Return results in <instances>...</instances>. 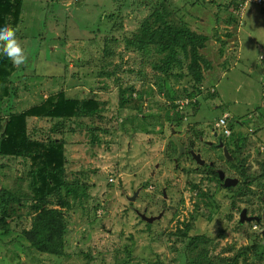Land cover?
<instances>
[{
  "label": "rangeland",
  "instance_id": "obj_1",
  "mask_svg": "<svg viewBox=\"0 0 264 264\" xmlns=\"http://www.w3.org/2000/svg\"><path fill=\"white\" fill-rule=\"evenodd\" d=\"M232 1L22 0L20 14L7 22L17 29L28 60L19 67L11 60L8 64L16 77L3 100L2 115L26 112L60 92L71 100L96 99L104 112L101 117L69 121L54 132L51 119L28 118L34 137L58 143L64 138L63 180L85 183L88 197L80 204L70 195V207L65 208L56 191L49 207L63 213L65 255L39 252L23 235L38 215L33 205L39 194L29 186L31 161H0V191L28 195L14 205L10 216L5 218L0 210L5 220L0 227V264H188L204 247L213 260L232 257L254 244L261 250L264 220L260 225L240 224L239 215L244 207L253 217L264 209V8L249 5L241 12ZM159 6L209 38L202 51L209 63L196 109L179 110L178 105L186 90L193 89L190 77L168 79L153 68L152 57L127 47L126 40L140 33L143 21ZM106 44L112 52L108 69L116 72L111 77L102 74L99 65ZM182 72L186 74V68ZM213 90L217 94L211 96ZM122 93L128 100L125 107L120 104ZM224 115L233 128L231 158L199 143L205 164L213 161L218 173L234 175L237 163L230 159L242 158L251 180L237 197L216 186L217 175L211 169L198 170L202 166L187 156L178 159L173 144L175 138L188 144L197 134L207 139L213 130L222 134L216 124ZM62 130L63 135L57 134ZM61 190L66 194L64 187ZM161 211L165 216L153 223L137 215L158 216ZM199 236L205 240L189 256L191 242ZM229 248L233 250L224 251ZM242 264H258L257 257L251 254Z\"/></svg>",
  "mask_w": 264,
  "mask_h": 264
},
{
  "label": "trees",
  "instance_id": "obj_2",
  "mask_svg": "<svg viewBox=\"0 0 264 264\" xmlns=\"http://www.w3.org/2000/svg\"><path fill=\"white\" fill-rule=\"evenodd\" d=\"M243 1L240 0L237 3L236 0H233V8L238 11L243 5ZM21 7L22 0H0V28L9 25L11 20L7 22L8 18L12 19L15 13L20 14ZM166 11L165 6L156 7L154 12L143 21L140 33L137 35L132 34L126 40L127 47L129 49L132 48V51L141 54L143 57H152L153 68L168 79L190 77L193 89L186 90L184 99H189L191 103L194 101L192 107L196 109L199 106L196 97L202 93V84L205 81L204 68L208 65H205L208 60L202 51L206 48L209 38L193 31L182 19H172L171 14L173 15L174 12L170 14L166 13ZM113 27L114 29L117 28L114 24ZM121 27L122 22H120ZM113 40L117 39L114 37ZM82 53H87V50ZM103 53L105 55L104 59L99 64L101 65V71L106 77H111L116 72L109 70L107 66L110 63L107 62V56L112 54L108 44H106ZM89 57H91V54ZM0 60V161L13 158H22L24 161L30 160L31 169L28 174L32 179L29 186L32 192L39 194V199L33 205V210L38 215L34 219L32 228L23 232V235L26 236L31 246L37 251L53 256H63L65 255L66 246V224L63 220L62 211L49 207L52 205L50 199H54L56 191L60 190L59 204L61 207H70V195H72V199L75 202L83 204L88 197L86 194L87 186L85 183L70 185L63 180V171L67 163L64 138H60L58 143V140L54 138L42 141L38 137H34V132L29 131L28 128V118L51 119V121L55 122L52 128L54 132L68 126L69 121L71 123L80 118L101 117L104 108L101 106V102L96 101V99L89 101L71 100L67 99L65 93L60 92L55 97L45 101V104L43 103L31 110L3 116L2 103L4 98L12 91L11 86L16 76L13 66L8 65L10 59L6 56H1ZM83 62L89 63L86 60ZM142 67H145L144 61H142ZM118 68L119 66L116 71ZM184 68H186V74L182 72ZM92 69L95 72L94 75H96L95 69ZM162 75L159 79L163 80ZM102 87H106V85ZM152 90L151 88L150 91ZM216 94L214 90L210 93L211 96ZM127 102L128 100H125L124 93H122L120 104L125 107ZM230 119L228 116L229 123ZM65 131L62 130V132H57V134L63 135ZM48 135L51 136V134ZM1 167L2 165H0ZM20 178L23 177L20 176ZM39 181H41L42 185L37 183ZM56 181H61V185L55 186ZM44 185H47V188H44ZM61 187L66 189V194L61 192ZM0 195V210L5 218L11 215V211H14V205L21 204L22 200L28 197L26 193L18 194L17 192L9 191H0ZM3 221L5 223V220L1 218L0 227ZM239 222L242 224L241 221ZM186 226L188 230L190 227L188 224ZM204 240L203 236H199L191 242V253H189V256L194 255V248L196 249L198 244L204 242ZM206 243L209 244V240L206 239ZM263 243L264 241L259 247L261 250L257 249V245L254 244L251 248L244 247L240 249L232 257H223L217 260H213L209 250L204 247L203 251L188 264H242L248 263L251 254L257 257L258 264H264ZM232 250L233 248H229V250L224 251L230 252ZM86 256L91 258L88 254Z\"/></svg>",
  "mask_w": 264,
  "mask_h": 264
},
{
  "label": "flooded vegetation",
  "instance_id": "obj_3",
  "mask_svg": "<svg viewBox=\"0 0 264 264\" xmlns=\"http://www.w3.org/2000/svg\"><path fill=\"white\" fill-rule=\"evenodd\" d=\"M229 125H231V122L229 123ZM232 130H233V128H232ZM218 131V132H217ZM217 131H215V130H213V134H212V136H210L209 138H205L204 137V134H197V135H194L195 137H193L192 136V134L191 133H188V137L189 136H192L193 138H189L188 139V144L187 143H185V141H183L184 142V146H185V152H184V154L182 155V157L181 158H183V157H189L190 159H191V161H193L195 164H197V162L193 159V155L191 154V151H194L196 154H200L201 155V159L202 160H204L203 159V156H202V151H201V145H200V143H202L203 145H206V146H208V147H210V148H215L217 151H220L221 153H222V157L225 159V158H227L224 154H223V152H224V148H220L219 146V144L220 143H223L224 144V146L225 147H227V149H228V151L230 152L231 151V148H233V146L232 147H228V142L230 143L231 142V140H229V139H231L232 138V136L230 137V138H224V137H222L221 136V134H220V130H217ZM174 132H175V130H174ZM176 135H179V132L176 134ZM213 135L215 136V137H213ZM232 135H233V132H232ZM206 136V135H205ZM179 137V136H178ZM193 139H195L196 140V142L194 141V146L191 144V142L193 141ZM210 139H212V142H210L209 144L208 143H206V141L207 140H209V141H211ZM200 142V143H199ZM206 143V144H205ZM173 144H175V143H173ZM248 144V143H247ZM249 145V144H248ZM175 146H176V144H175ZM177 151L179 152V149L177 148ZM178 152H177V154H178ZM225 153V152H224ZM222 159V158H221ZM224 159H223V161H224ZM205 161V160H204ZM230 162H236L237 163V165H236V168L233 170V172H235V174L234 175H230V173L229 174H226V173H224V177H225V180L226 179H229L228 180V183L230 184V186L229 187H226V186H224V180L222 181L221 179H220V173H222V172H220V173H218V171H220V169H214L213 168V166L215 165L214 164V162L213 161H210L209 162V164L207 165V164H204V166H202V167H200L198 170H201V169H204V167H207V169H211L212 171H214V173L218 176V178H216V180L218 181V184L216 185V186H219L220 188L222 187V188H225V190H228V191H232V194H233V196L235 197H237L238 196V193H239V189H240V187H243V185L245 186V184H246V182H248V180L250 181L251 179V177L248 175L249 173H248V170L246 169V164L245 165H243V163H242V158H238V159H234V157H232V159H230ZM240 165H242L241 167H239ZM239 169H241V171H239ZM239 172H238V171ZM242 175V176H241ZM240 176V177H239ZM238 181V182H237ZM212 198V197H211ZM231 199H233V198H231ZM233 205H235V203H233ZM169 207V206H168ZM169 209H171V207H169ZM236 209V211L239 213V208L238 207H236L235 208ZM243 210H247V217H253V216H250L249 215V209L247 208V207H244V208H242L241 210H240V217H239V221H241L240 220V218H241V214H242V212H243ZM251 212V211H250ZM137 215L141 218V220L143 221L144 219H143V217L145 216V217H147V218H156L153 222H156V221H159V220H161L164 216H165V213H164V211H161L160 213H159V215L157 216H147L146 214H142V213H139V212H137ZM254 217H259L260 219H261V221L260 222H257V224H261L262 223V220H264V209H263V211H262V215L261 216H254ZM146 223H153V222H148V221H146V220H144ZM253 222V221H252ZM254 222H256V221H254ZM244 223H250V222H248V221H245ZM243 223V224H244ZM258 226V225H257ZM263 230H264V228H263Z\"/></svg>",
  "mask_w": 264,
  "mask_h": 264
},
{
  "label": "clouds",
  "instance_id": "obj_4",
  "mask_svg": "<svg viewBox=\"0 0 264 264\" xmlns=\"http://www.w3.org/2000/svg\"><path fill=\"white\" fill-rule=\"evenodd\" d=\"M0 53L10 59L17 67L27 63L28 56L22 42L17 37V29L10 25L0 28Z\"/></svg>",
  "mask_w": 264,
  "mask_h": 264
},
{
  "label": "water",
  "instance_id": "obj_5",
  "mask_svg": "<svg viewBox=\"0 0 264 264\" xmlns=\"http://www.w3.org/2000/svg\"><path fill=\"white\" fill-rule=\"evenodd\" d=\"M228 128L232 130V126L231 125H229ZM175 144H176V146L179 149L178 159H180L182 157V155L184 154L185 146L183 144H181V142H179L176 138H175ZM219 147L220 148L221 147L224 148L225 155L227 157L231 158L227 147H225L223 143H220ZM191 154L193 155V159L197 162V164H199L200 166H203L205 164V161L201 159V155L200 154H196L194 151H191ZM220 179L221 180H225L223 172L220 173ZM228 180L229 179H226V181L224 182L226 187L230 186V184L228 183ZM143 219L148 221V222H153L156 218H147V217L144 216ZM240 220H241L242 223H244L245 221H248V222H252V221L260 222L261 221V219L259 217H250V218L247 217V210H243ZM262 235H263V239H264V230L262 231Z\"/></svg>",
  "mask_w": 264,
  "mask_h": 264
},
{
  "label": "built area",
  "instance_id": "obj_6",
  "mask_svg": "<svg viewBox=\"0 0 264 264\" xmlns=\"http://www.w3.org/2000/svg\"><path fill=\"white\" fill-rule=\"evenodd\" d=\"M249 5H255L261 8H264V0H244L243 5L241 7V12H244L247 6ZM242 14V13H241ZM194 102V101H193ZM192 102V103H193ZM192 103L189 99H183L179 102V110H185L186 108L192 106ZM217 128L221 129L222 134L221 136L224 138H230L232 136V130L228 128L229 122H228V116L224 115L222 116L218 123L216 124ZM111 181H113L111 179Z\"/></svg>",
  "mask_w": 264,
  "mask_h": 264
},
{
  "label": "crops",
  "instance_id": "obj_7",
  "mask_svg": "<svg viewBox=\"0 0 264 264\" xmlns=\"http://www.w3.org/2000/svg\"><path fill=\"white\" fill-rule=\"evenodd\" d=\"M242 15V14H241ZM216 93V92H215ZM229 119H230V117H229Z\"/></svg>",
  "mask_w": 264,
  "mask_h": 264
}]
</instances>
